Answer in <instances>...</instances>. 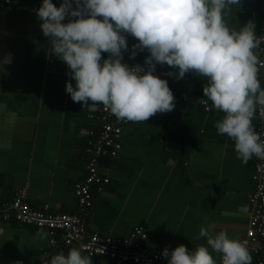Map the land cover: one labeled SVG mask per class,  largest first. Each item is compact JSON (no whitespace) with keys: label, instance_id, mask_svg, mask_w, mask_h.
<instances>
[{"label":"crops","instance_id":"crops-1","mask_svg":"<svg viewBox=\"0 0 264 264\" xmlns=\"http://www.w3.org/2000/svg\"><path fill=\"white\" fill-rule=\"evenodd\" d=\"M53 3L58 7L61 0ZM41 4L42 0H12L0 10V60L9 53L12 57L11 63L0 66V210L23 188L24 200L33 208L75 213L74 184L85 176V142L100 125L99 105L83 109L66 92V82L75 86V81L68 66L49 54L50 40L36 12ZM263 17L261 0H241L231 24L238 28L252 20L258 32ZM126 40L129 48L122 62L134 64L141 52L131 58L137 41L128 34ZM169 71L176 70L158 64L155 74L167 80L174 109L122 126L117 155L99 159L108 181L101 190L90 186L93 203L86 230L126 236L141 226L144 245L169 252L181 244L189 250L206 244V238L197 239L201 226L226 230L230 238L243 240L251 212L254 156L242 162L234 141L217 133L215 121L224 114L205 110L206 103L211 107L202 91L207 79L187 73L177 80L166 75ZM253 125L257 131L256 117ZM41 229L48 233L44 240L36 235ZM55 235L63 233L57 230ZM50 237L44 228L12 217L0 219V264H41V257L78 247L77 242L65 244L61 239L51 244ZM91 256L93 264H116Z\"/></svg>","mask_w":264,"mask_h":264},{"label":"clouds","instance_id":"clouds-1","mask_svg":"<svg viewBox=\"0 0 264 264\" xmlns=\"http://www.w3.org/2000/svg\"><path fill=\"white\" fill-rule=\"evenodd\" d=\"M240 5L241 0H61L57 7L53 0H42L36 12L50 40L49 54L68 66L75 81V86L67 81L65 88L73 102L83 109L102 105L117 120L142 123L175 107L167 80L155 74L158 64L175 69L166 75L177 80L187 73L205 77L203 96L211 101L205 110L224 114L215 121L217 133L234 141L237 158L246 163L253 156L264 159V139L253 125L258 111L264 116L259 78L264 59L257 51L264 36H257L252 20L232 26ZM126 34L137 41L131 58L148 52L143 65L122 62L129 48ZM11 59L9 53L0 66ZM36 235L44 240L48 233L41 229ZM201 237L206 244L191 250L183 244L171 252L165 248L167 264H252L246 242L230 238L226 230L201 226L197 239ZM85 251L81 245L40 260L93 264Z\"/></svg>","mask_w":264,"mask_h":264},{"label":"built area","instance_id":"built-area-1","mask_svg":"<svg viewBox=\"0 0 264 264\" xmlns=\"http://www.w3.org/2000/svg\"><path fill=\"white\" fill-rule=\"evenodd\" d=\"M12 0H2L0 10L11 3ZM264 9V0H261ZM257 36H264V17L263 24L256 32ZM264 43L259 49L260 58L264 59ZM148 55L147 51L141 52L140 58L134 63L144 64V58ZM259 78L264 87V68L260 70ZM101 114L98 116L100 123L99 134L95 140L88 142L86 150L89 152L85 164V176L75 182L74 194L77 200V211L68 212H48L29 206L24 200L25 192L23 188L18 189L10 204L6 209L0 210V219L8 220L10 217L20 224L36 226L46 229L50 234V243L55 244L61 239L65 244L77 242L90 255H100L113 259L116 264L133 262L135 264H167L168 258L162 255L163 250L147 247L142 240L145 234L141 226H134L126 236H103L98 232H88L85 227L86 215L93 203V195L90 189L95 185L101 190L102 185L108 181L106 176L100 172V158L108 155L114 157L120 148L121 128L125 122L117 120L114 115L105 110L100 105ZM257 132L264 139V116L256 115ZM254 180L253 192L248 197L251 206L250 216L247 222L246 234L243 241L256 253L255 264H264V159L254 156ZM62 231L63 235L56 237V231Z\"/></svg>","mask_w":264,"mask_h":264},{"label":"trees","instance_id":"trees-1","mask_svg":"<svg viewBox=\"0 0 264 264\" xmlns=\"http://www.w3.org/2000/svg\"><path fill=\"white\" fill-rule=\"evenodd\" d=\"M101 114V110H100V105H99V114H98V116ZM99 130H100V125H99V127H98V130L95 132V133H93L92 134V136L90 137V139L88 140L87 139V141L85 142V151H86V154H87V158L89 157V152L86 150V148L88 147V142L90 141V140H95V138L97 137V135L99 134ZM105 156H108V155H105ZM104 157V156H103ZM102 158V157H101ZM254 255H253V257H252V262L254 263L255 262V260H256V256H258L256 253H253ZM252 263V264H253Z\"/></svg>","mask_w":264,"mask_h":264}]
</instances>
